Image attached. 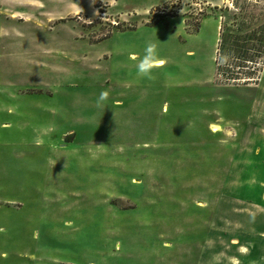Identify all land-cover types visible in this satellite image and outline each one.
<instances>
[{
	"label": "rangeland",
	"instance_id": "rangeland-1",
	"mask_svg": "<svg viewBox=\"0 0 264 264\" xmlns=\"http://www.w3.org/2000/svg\"><path fill=\"white\" fill-rule=\"evenodd\" d=\"M0 264H264V0H0Z\"/></svg>",
	"mask_w": 264,
	"mask_h": 264
},
{
	"label": "clouds",
	"instance_id": "clouds-1",
	"mask_svg": "<svg viewBox=\"0 0 264 264\" xmlns=\"http://www.w3.org/2000/svg\"><path fill=\"white\" fill-rule=\"evenodd\" d=\"M131 58H135V53L129 54ZM155 57V45L151 42H148L145 44L143 49V55L141 59L136 64V69L138 74L142 75H148L150 71V66L154 61ZM104 98V93L100 94V97L98 99L102 100Z\"/></svg>",
	"mask_w": 264,
	"mask_h": 264
},
{
	"label": "bare ground",
	"instance_id": "bare-ground-1",
	"mask_svg": "<svg viewBox=\"0 0 264 264\" xmlns=\"http://www.w3.org/2000/svg\"><path fill=\"white\" fill-rule=\"evenodd\" d=\"M211 129H212L213 132H218V131H220V130L218 129V126H216V125H213Z\"/></svg>",
	"mask_w": 264,
	"mask_h": 264
},
{
	"label": "crops",
	"instance_id": "crops-1",
	"mask_svg": "<svg viewBox=\"0 0 264 264\" xmlns=\"http://www.w3.org/2000/svg\"><path fill=\"white\" fill-rule=\"evenodd\" d=\"M157 62H160L161 63V61H157ZM157 62H155V63H157ZM160 66V65H159ZM253 118H254V116H253Z\"/></svg>",
	"mask_w": 264,
	"mask_h": 264
}]
</instances>
